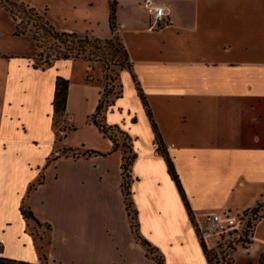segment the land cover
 I'll return each mask as SVG.
<instances>
[{
	"label": "crops",
	"instance_id": "0c3cea01",
	"mask_svg": "<svg viewBox=\"0 0 264 264\" xmlns=\"http://www.w3.org/2000/svg\"><path fill=\"white\" fill-rule=\"evenodd\" d=\"M148 1L165 7L168 26L150 28ZM42 5L41 14L62 32L113 37L111 0H46ZM114 15L115 33L132 70L123 75L125 98L110 108L105 122L120 126L134 142L131 190L141 234L143 216L149 215L168 251L186 264L193 254L200 264H209L157 151L133 75L193 215L238 214L256 207L264 201V0H117ZM33 42V53L21 49L16 56L0 55L5 72L0 79V257L43 263L32 224L21 215L24 202L52 227L45 246L47 264H150L126 210L123 151L115 150L91 121L105 92L100 67L60 60L37 69ZM57 77L70 83L64 118L75 128L63 131L59 143L53 124ZM70 149L78 155L63 154ZM86 151L105 156H83ZM41 175L43 183L28 195ZM132 248L142 250V263L130 253ZM263 254L264 217L251 245L236 250L233 264H262Z\"/></svg>",
	"mask_w": 264,
	"mask_h": 264
},
{
	"label": "trees",
	"instance_id": "16d2710c",
	"mask_svg": "<svg viewBox=\"0 0 264 264\" xmlns=\"http://www.w3.org/2000/svg\"><path fill=\"white\" fill-rule=\"evenodd\" d=\"M116 4H117V1L112 2L111 17H110L111 29L113 31V39H115L117 41L120 52L122 53V59L119 61L120 66H122L123 69L125 68V69L131 71L132 70V64L129 60L127 51H126L125 47L123 46V44L121 43L120 38L115 33L116 25H115V15L114 14H115ZM10 5H12L13 7H16V8L18 7L19 9L22 8V10H24V11H26V8L27 9L29 8V7H27V5H24V4L17 5L15 2H11ZM27 12L29 14V17L34 20L33 25L36 29V32L34 34L35 41L38 42L39 41L38 35H42L44 37H48L50 39L55 40L54 45H56L58 48V50H56V55H55L54 59H47V61H45L44 65L40 64V63H36L35 68L45 69L46 67L52 65L53 62L60 61V60H84V61L91 62V61H93L91 58L92 56L97 58L96 61H99L102 64L104 71H106L110 68V65L112 64L114 57H113V53L109 52V50L107 52L106 45H110L112 43V39H105V40L92 39L88 36L81 37L75 33L62 32V31L56 29L46 19L45 14L39 13L34 8H29ZM10 13L13 16L14 10L10 9ZM21 27H22L21 24H17L16 33H15L16 36L25 35L27 33L26 28L21 29ZM37 46H38V43H37ZM62 48L64 51H60V49L62 50ZM41 56H42V54H40V57ZM87 80L90 81V76H87ZM133 80H134L135 84L137 85V88L139 91V97L142 100V103H143L145 110L147 112V116H148V118L152 124V128H153V131H154L155 137H156L157 151L165 159L167 166H168V173L171 176L172 180L177 184V187H178L179 192L182 196V199L184 201V204H185V207L188 211V214L191 218V221L194 222V215L192 213L189 202H188L187 197H186L184 190L182 188L179 176L175 170V167H174V164H173L171 158L169 157V155L167 153L166 147H165L164 142L161 138L158 127L153 120L152 112L149 108V105L145 99L144 94L142 93V91L138 85L137 79L134 75H133ZM69 85H70V83L67 79H65L63 77H57L56 86H55V96H54V102H53L55 123L57 121V118H64V116L66 114V104H67L68 93H69ZM106 89H107V87H105V91H106ZM102 98H103V96H102ZM102 98H101L100 103L97 107L96 113L91 116V121L99 129V131L101 133H103L105 136H107L114 143V149L118 150V149H120L119 143L113 137V135L110 134V131L113 129V127H110L107 125V123L105 122L104 116L102 117L103 121L98 119V116H100L102 114V109H103L102 108V104H103ZM72 130H75V128L73 127ZM124 135L126 138L130 139V137L126 133H124ZM69 152H74V151L72 149H70ZM130 153H131V156L127 157L126 152H123L122 174H123V195H124V199H125L126 210L128 213V217L130 219V223H131V225H130L131 230H132V233H133L134 238L137 241V243L140 244L143 247V249H145V251L147 253V257L150 258L152 261L155 260V262L157 264H165V261L161 256L159 258H157V257L155 258L153 256V253L155 251L158 252V250L155 249L152 246V244L145 237H143V235L141 234V231H140V224L138 221V212L134 207V203H133V199H132V190H131V187H132L131 172H132V167H133V165L137 159V154L135 153V151H133L132 147L130 148ZM65 154H67V153L65 152ZM93 155L105 156V154H102V153H99L96 151H86L83 154V156H86V157L93 156ZM41 178L39 179L37 185H32L30 187L28 194H30L32 190H35L38 185L43 183V180ZM263 208H264V201L261 203H258L256 207L249 209L245 213V214L248 213V215H247L248 221H247L246 231L243 234L244 235L243 239L227 242L228 245H230V247L234 245V247L236 246L238 249V248H247L251 245L256 224L261 218L264 217ZM20 211H21V215L23 216V218L25 220L30 221V222L33 221L36 224L40 225V222L36 219V217L34 216V214L30 208H27L23 204ZM48 228L50 229L49 226H48ZM216 243H218V242H216ZM201 245H202L204 253L207 257L208 263L212 264L211 259H210V255H209V252H210L209 249L207 248V246L204 243H201ZM237 249L235 248V250H237ZM37 250L39 251V253H41L42 259L46 261L47 256L45 255L44 252H42L43 248L37 245ZM0 254H3V248L1 246H0ZM233 261L231 263H228V264H233ZM261 263L264 264V254L261 257ZM0 264H27V263L14 261V260H10V259L4 258V257H0ZM216 264H220V263L217 262Z\"/></svg>",
	"mask_w": 264,
	"mask_h": 264
},
{
	"label": "rangeland",
	"instance_id": "374dc122",
	"mask_svg": "<svg viewBox=\"0 0 264 264\" xmlns=\"http://www.w3.org/2000/svg\"><path fill=\"white\" fill-rule=\"evenodd\" d=\"M11 2H15L17 5H20V4L27 5V7L34 8L39 13H43L44 8L41 10H39V8L43 7L42 4H44L46 0H0V55L1 53L3 54L10 53V54H13V56H16L19 50L21 49H27L29 52L33 53L35 52V46H34L33 39H34V34L36 32V29L33 25L34 20L29 17V14L27 12L29 8L28 9L26 8V11H24L22 10V8L19 9L18 7L16 8L10 5ZM10 9L14 10V14H13L14 17L11 15ZM17 24L22 25L21 29L26 28L27 33L25 35H21V36L15 35ZM38 38H39L38 42H36L34 39L36 44L38 43V46H39V47L37 46L38 55L36 57V63H40L44 65L47 59L55 58L56 50H58V48L56 45H54L55 40L50 39L48 37H44L42 35H38ZM111 39H112V43L110 45H106L107 52L109 50V52L113 53V57H114L113 62L110 65V68L104 71L102 64L99 61H96L97 58L93 56L91 57L93 61L89 62L90 66L92 67V70L94 69L95 65H98L100 67L101 70L99 72L101 75V81H103L105 84V87H107L103 95V98H102L103 99L102 100L103 109H102V114L98 116L99 120H102L103 116L106 119V115L111 110L110 108H112V106H115L119 101L125 98V94H126L123 75L127 71V69L125 68L123 69L122 66H120L119 61L122 59V53L120 52L117 41L113 39V37ZM60 51H64L63 48L62 50L60 49ZM40 54H42L41 57H40ZM0 60H4V59H0ZM92 70H89L88 72V76H90V81L93 80ZM4 74L5 72L2 73L1 67H0V79L4 78ZM2 99H3V87L0 86V112H1V105L3 103V101L1 102ZM0 119H1V115H0ZM53 124L55 125L54 127L57 133L58 143L62 141L61 136L63 134L61 133L63 131L66 132L67 130L71 131L73 128L71 124L68 122V120L65 118H57L56 123L53 122ZM124 133L126 132H124L120 126L113 127V129L110 131V134L113 135V137L119 143L121 150L123 152H126L127 157H130L131 156L130 148L132 147L134 151V146H133L134 142H133V139L127 133L126 134L130 137V139L126 138ZM65 152L69 154H73L74 156L78 155L77 152H68L67 150H64L63 154H65ZM41 173H43V171ZM41 177L40 178L44 181V176L41 175ZM23 179L25 180V176L22 175L21 181L18 183L19 185L23 184L24 182ZM37 184L38 182L34 183L33 185H37ZM24 206L26 205L24 204ZM263 211H264V208H263ZM37 220L39 221V219ZM39 222H40V225L31 221L30 223L32 224V226L30 230H31L32 235L34 236L36 247L37 245L42 247L43 248L42 252H44L45 255L47 256L45 252V246H47L49 242V233L52 227L50 224H44L41 221ZM143 222H144V225H143L144 234L142 233L143 237L145 236V238H147L151 242L152 245L156 246L159 249V252L155 251L153 253V256L155 258L156 257L159 258L161 256L159 253H161L162 255H164L165 260L167 259L171 264H186L187 263V261L183 259L181 255H178L174 251H172V253L168 251L167 245L164 241V237L161 236V234H158L155 232L154 224L149 215L143 216ZM48 226L50 227V229L48 228ZM210 246H211V250H209L210 251L209 255H210L212 264H216L217 262H219L220 264H228L234 260V256L236 252L235 248L237 249L236 246L234 247L233 245L230 247V245H228L226 241H220L218 243L214 241H210ZM161 248H163L165 251H163ZM141 251L142 250L138 248H132L130 250V253L135 257L136 260H138L139 258L140 263H142V258L139 257ZM188 262H190V264H200V260L198 259L196 254H193L190 261ZM42 264H47V260L46 261L43 260ZM147 264L149 263L147 262ZM150 264H157V263L154 260Z\"/></svg>",
	"mask_w": 264,
	"mask_h": 264
},
{
	"label": "built area",
	"instance_id": "2783aa9c",
	"mask_svg": "<svg viewBox=\"0 0 264 264\" xmlns=\"http://www.w3.org/2000/svg\"><path fill=\"white\" fill-rule=\"evenodd\" d=\"M117 0H111L114 2ZM150 12V28L160 29L168 26L171 19L166 13L165 7L157 6L150 1L147 2ZM247 212V211H246ZM234 214L230 212H207L194 216L195 230L198 239L211 250L210 241H236L243 239L246 231L248 213Z\"/></svg>",
	"mask_w": 264,
	"mask_h": 264
}]
</instances>
